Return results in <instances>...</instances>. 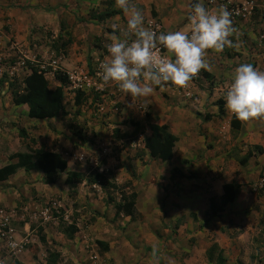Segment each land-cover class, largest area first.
Returning <instances> with one entry per match:
<instances>
[{"label": "crops", "instance_id": "0c3cea01", "mask_svg": "<svg viewBox=\"0 0 264 264\" xmlns=\"http://www.w3.org/2000/svg\"><path fill=\"white\" fill-rule=\"evenodd\" d=\"M109 1L119 9L115 0H0V56L6 57L0 168L16 163L9 156L28 148L67 161L54 185L44 183L41 171L23 169L0 181V209L18 246L0 236V264H47V252L59 254L52 264H264V120L239 121L240 128L232 130L234 115L225 106L234 69L251 63L261 71L264 65V0L248 21H232L238 31L231 39L239 47L208 50L211 71L202 69L185 89L168 83L154 86L149 97L132 99L105 85L77 106L76 94L65 87L64 115L49 121L29 119L27 105L13 103L12 86L22 83L30 66L49 68L56 60L63 70L93 73L107 61L104 47L114 31L119 35L126 28L127 17L122 13L98 23L89 13L104 10ZM133 2L143 11L145 26L153 20L168 33L187 30L191 5L204 0ZM50 77L51 88L60 86ZM23 119L44 132H18L15 124ZM153 123L168 126L177 138L170 162L153 160L144 148ZM72 124L82 132H71ZM79 154L84 161L76 159ZM68 172L80 175L69 185ZM231 183L240 186L234 202L209 219V199H219ZM122 194L135 196L133 217L116 215ZM54 205L60 215L46 217ZM68 226L76 229L70 237Z\"/></svg>", "mask_w": 264, "mask_h": 264}, {"label": "clouds", "instance_id": "9594fccd", "mask_svg": "<svg viewBox=\"0 0 264 264\" xmlns=\"http://www.w3.org/2000/svg\"><path fill=\"white\" fill-rule=\"evenodd\" d=\"M115 6L123 11L127 24L119 29V35L114 31L111 36L106 45L109 58L99 64L98 75L105 84H117L132 99L149 97L154 86L168 83L185 89L202 69L211 71L208 50L220 53L239 47V42L231 39L238 31L232 13L223 5L210 10L203 2H195L187 30L159 34L145 26L143 11L133 0H115ZM161 47L166 54H160ZM225 100L237 120H264V71L251 63L239 65L232 73ZM157 255L154 247L152 257Z\"/></svg>", "mask_w": 264, "mask_h": 264}, {"label": "trees", "instance_id": "16d2710c", "mask_svg": "<svg viewBox=\"0 0 264 264\" xmlns=\"http://www.w3.org/2000/svg\"><path fill=\"white\" fill-rule=\"evenodd\" d=\"M121 9L113 7V1H109L104 10L99 12L91 11L89 18L97 21L98 23L122 14ZM65 45V44H64ZM56 80L60 83V86L51 88L44 73L36 66H30V73L27 74L22 83L19 85L15 82L12 86V101L15 105H27L29 119L38 121H49L54 118H58L64 115V94L63 86L67 84L66 77L60 73L55 74ZM87 95L82 93H76L75 105H81L84 103ZM222 114V107L219 108ZM135 128V131L140 130L139 124L130 122ZM240 128V122L235 118L231 119V129L238 130ZM150 134L144 137V148L148 152V155L153 160H157L163 163L170 162L173 157V150L177 138L169 131L168 126L150 124ZM19 132H24L20 130ZM78 139L83 143L85 140L78 135ZM253 150L261 151L257 146L253 147ZM251 157V153H247L244 158L240 160V164L244 165ZM9 160H16V163H9L0 168V181L7 180L10 176L15 174L18 169H23L25 172L41 171L44 177V183L46 185H54L59 179V175L67 170V161L61 154L44 151L43 149H31L28 148L27 152L15 153L9 156ZM176 169L172 170L171 177L176 176ZM80 175L75 172H68L65 183L67 185L72 183V180L79 178ZM98 178H95V180ZM104 185V184H103ZM104 187V186H103ZM115 188L114 186H110ZM238 184H225L223 186V194L219 199H209V211L207 216L209 219L217 217L224 208L233 203L238 192ZM135 196L133 194L121 195V200L115 205L116 215L122 213L125 216L133 217L135 212ZM67 236L73 235L76 232L74 226H68L66 228ZM40 241L44 242V238L39 236ZM97 245H102L97 241ZM106 248L104 247L103 250ZM48 263L52 264L57 261L59 254L57 252H47Z\"/></svg>", "mask_w": 264, "mask_h": 264}, {"label": "built area", "instance_id": "2783aa9c", "mask_svg": "<svg viewBox=\"0 0 264 264\" xmlns=\"http://www.w3.org/2000/svg\"><path fill=\"white\" fill-rule=\"evenodd\" d=\"M203 3L205 7L210 10H215L221 5L225 6L232 13V16H231L232 21H237V20L248 21L253 16L255 9L257 8L258 0H239V1H236V0H204ZM190 11H189V14H190ZM146 27L151 28L152 30L156 31L158 34L161 32L160 25L153 20H149L146 23ZM13 47H15V45H13ZM104 50H105L104 55L109 56L106 45L104 47ZM160 54L161 55L166 54V49H163L161 47ZM5 60H6V57L0 56V79L3 77L5 70H6V66H5L6 63H4ZM100 63L102 62L98 63L93 73H91L90 71L80 69V68H77L71 71L63 70L58 65L56 60H52L49 62L48 67L50 69L40 64L36 67H38V69L44 73V76H47V77L48 76L55 77V74L57 73H60L61 75L65 76L67 84L63 86V89L66 87L68 92H70L71 90L75 94L82 93L84 95H87L95 91V93L100 94L103 92L105 85H111L113 87V91L115 95L120 94L121 90L117 84L111 83V82L108 84H105L100 78V76L98 75V72L100 71L99 69ZM261 71H264V65ZM226 92H225V95H226ZM138 108L142 110L141 105H138ZM76 159L82 162L84 161L85 156L84 154H79L78 156H76ZM260 186L263 187L262 184ZM52 214L60 215L59 207L57 205L51 206V209L48 210L45 215L46 217H51ZM11 233H12V228L10 226L9 217L5 216V211L3 209H0V236L2 238L7 239L8 245L10 247H14L15 249L16 248L18 249V246L13 244Z\"/></svg>", "mask_w": 264, "mask_h": 264}, {"label": "rangeland", "instance_id": "374dc122", "mask_svg": "<svg viewBox=\"0 0 264 264\" xmlns=\"http://www.w3.org/2000/svg\"><path fill=\"white\" fill-rule=\"evenodd\" d=\"M48 79V82H52V77L48 76L47 77ZM91 93H89L90 95ZM68 95L70 96V94L67 93L66 95V99H68ZM65 99V98H64ZM70 102V100L66 101V104L68 105ZM83 121L81 120L80 123H82ZM30 124V121L27 120V119H23L22 121H20L18 124H15L16 126V129L18 130V132L20 130H23L24 132H44L45 128L39 126V125H29ZM72 128H75L73 129V131L71 132H82V129H79V124H72L71 125ZM81 130V131H80Z\"/></svg>", "mask_w": 264, "mask_h": 264}]
</instances>
